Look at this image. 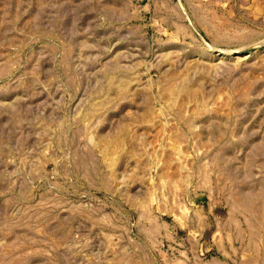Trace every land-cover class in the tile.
Segmentation results:
<instances>
[{
    "label": "rangeland",
    "instance_id": "1",
    "mask_svg": "<svg viewBox=\"0 0 264 264\" xmlns=\"http://www.w3.org/2000/svg\"><path fill=\"white\" fill-rule=\"evenodd\" d=\"M0 264H264V0H0Z\"/></svg>",
    "mask_w": 264,
    "mask_h": 264
}]
</instances>
